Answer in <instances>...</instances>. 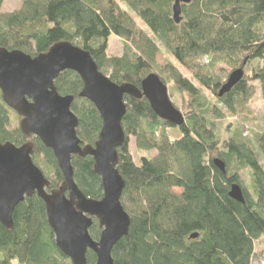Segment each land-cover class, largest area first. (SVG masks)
<instances>
[{
	"label": "trees",
	"instance_id": "1",
	"mask_svg": "<svg viewBox=\"0 0 264 264\" xmlns=\"http://www.w3.org/2000/svg\"><path fill=\"white\" fill-rule=\"evenodd\" d=\"M19 1L16 10L3 13L0 0V49L34 58L57 43H69L87 51L112 83L140 89L141 81L156 73L189 98L184 124L175 127L160 120L144 98L123 97L124 143L117 149L116 169L125 184L120 204L130 226L112 249L113 264H251L255 244L264 240V133L252 140L234 134L220 142L214 128L225 118L222 110L234 117L245 107L253 96L251 82L259 83L264 108V0H191L181 7L179 24L172 18L174 0ZM111 37L124 43L119 57L107 54ZM159 44L215 97L216 104L173 65L157 66ZM254 60L262 68L253 70L252 78L243 76L218 98L228 77L223 78L216 66L244 71ZM54 87L58 95L74 98L76 135L83 146H93L102 123L93 105L79 98L81 79L65 71ZM18 119L0 93V143L17 147L31 143V160L49 181L48 190L58 189L63 177L52 151L37 138L24 136ZM170 129L180 137L170 141L166 135ZM131 137L137 149L155 151L156 156L135 162L128 148ZM214 160L224 164V172ZM93 165L90 157H73V178L86 198L100 200L102 186ZM246 170L250 192L240 177ZM233 184L241 188L243 204L228 196ZM100 232L94 221L90 236L97 240ZM192 235L197 237L191 239ZM0 264H71L57 250L45 206L36 195L15 208L11 230L0 224ZM87 264H95L91 252Z\"/></svg>",
	"mask_w": 264,
	"mask_h": 264
},
{
	"label": "water",
	"instance_id": "2",
	"mask_svg": "<svg viewBox=\"0 0 264 264\" xmlns=\"http://www.w3.org/2000/svg\"><path fill=\"white\" fill-rule=\"evenodd\" d=\"M190 2L174 0L175 24L182 20L181 7ZM65 71L74 72L81 79L79 98L91 103L100 116L102 126L93 146H83L76 135L78 121L71 112L74 98L60 96L55 90V80ZM243 76L242 68L230 73L217 97L229 93ZM0 93L3 103L21 118L22 134L37 138L52 151L63 177L58 189L48 190L49 181L31 160V143L20 147L0 143V224L11 230L15 208L25 198L36 195L45 206L46 221L57 250L71 264H87L88 252L95 256V264H113L112 249L127 236L130 226L129 216L120 204L125 184L116 169L117 149L124 143L123 97L144 98L160 120L181 127L184 116L170 102L166 85L154 73L141 81L140 89L128 83H112L98 71L87 51L62 42L34 58L0 49ZM73 157L93 160V171L102 186L100 200L86 198L76 186ZM213 163L224 172L220 160ZM228 196L244 203L241 188L236 184L230 187ZM94 221L101 230L97 241L89 234ZM196 237L192 235L191 239Z\"/></svg>",
	"mask_w": 264,
	"mask_h": 264
},
{
	"label": "rangeland",
	"instance_id": "3",
	"mask_svg": "<svg viewBox=\"0 0 264 264\" xmlns=\"http://www.w3.org/2000/svg\"><path fill=\"white\" fill-rule=\"evenodd\" d=\"M119 2V0H116ZM122 4V3H120ZM123 5V4H122ZM20 6L19 0H4L2 5V12L8 13L16 10ZM124 7V5H123ZM122 7V8H123ZM124 9V8H123ZM138 26L145 32L146 35L153 38V35L142 25V23L136 20ZM124 51V43L115 37H111L109 40V46L107 54L110 57H119L123 54ZM156 64L157 66L162 69L166 65H173L176 67L183 77L187 78L197 89L200 90L202 95H204L208 101L212 104H216V99L212 96L209 92L201 88V86L192 78V76L181 68L176 61L171 57V55L159 44V53L156 56ZM263 64L257 60L252 61L250 64L245 66L244 68V76L248 78H252L253 70L257 68H262ZM217 70H222V76L228 77V75L232 72L223 64H219L216 66ZM225 71V72H224ZM156 74V73H155ZM167 94L170 102L173 106L179 110V112L184 116L186 113V106L189 102V98L186 94L180 93L177 88L174 86L173 83L167 82L166 84ZM253 86V96L247 102L244 108L240 110L238 115L230 116L225 111L222 112L225 115V118L221 121L215 122V134L220 142L229 140L234 134L241 136L243 139L252 140L257 135H261L264 133V108H263V101L261 97V92L259 88L258 82H251ZM220 109H222L219 106ZM21 118L17 120L18 124ZM16 121H13V124ZM166 135L170 141L175 140L176 138L180 137L179 132L176 129H170L166 131ZM128 148L132 154V157L135 162H139L141 158L146 159H153L156 156L155 151H142L136 148L135 140L131 137L128 141ZM242 186L250 192V178L249 172L243 171L240 173ZM179 192V191H176ZM101 231V230H100ZM97 241L96 239H93ZM255 253L256 256L253 258L251 264H264V240L260 239L255 244Z\"/></svg>",
	"mask_w": 264,
	"mask_h": 264
},
{
	"label": "built area",
	"instance_id": "4",
	"mask_svg": "<svg viewBox=\"0 0 264 264\" xmlns=\"http://www.w3.org/2000/svg\"><path fill=\"white\" fill-rule=\"evenodd\" d=\"M207 63V61H205Z\"/></svg>",
	"mask_w": 264,
	"mask_h": 264
},
{
	"label": "crops",
	"instance_id": "5",
	"mask_svg": "<svg viewBox=\"0 0 264 264\" xmlns=\"http://www.w3.org/2000/svg\"><path fill=\"white\" fill-rule=\"evenodd\" d=\"M19 7V6H18Z\"/></svg>",
	"mask_w": 264,
	"mask_h": 264
}]
</instances>
